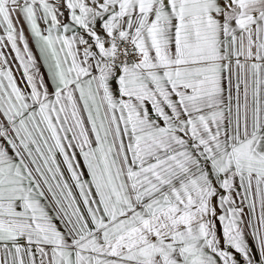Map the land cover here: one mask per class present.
<instances>
[{
    "label": "snow or ice",
    "instance_id": "6c2138e0",
    "mask_svg": "<svg viewBox=\"0 0 264 264\" xmlns=\"http://www.w3.org/2000/svg\"><path fill=\"white\" fill-rule=\"evenodd\" d=\"M0 264H264V0H0Z\"/></svg>",
    "mask_w": 264,
    "mask_h": 264
}]
</instances>
